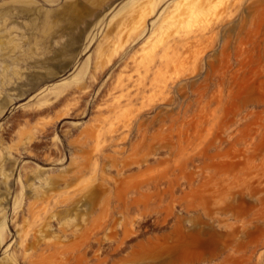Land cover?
Listing matches in <instances>:
<instances>
[{
  "label": "rangeland",
  "instance_id": "374dc122",
  "mask_svg": "<svg viewBox=\"0 0 264 264\" xmlns=\"http://www.w3.org/2000/svg\"><path fill=\"white\" fill-rule=\"evenodd\" d=\"M150 1L0 0V264H264V0Z\"/></svg>",
  "mask_w": 264,
  "mask_h": 264
},
{
  "label": "bare ground",
  "instance_id": "6f19581e",
  "mask_svg": "<svg viewBox=\"0 0 264 264\" xmlns=\"http://www.w3.org/2000/svg\"><path fill=\"white\" fill-rule=\"evenodd\" d=\"M157 2L155 0H151L148 3V8L147 10L145 9H141L140 14H139V22H141V24L144 22V19L154 11V8L156 6ZM195 9V10H194ZM187 13L189 14V16H194L197 14H202V9L197 8L195 5L190 4L186 5V12L185 15H187ZM189 24V23H188ZM67 88H69V86H66ZM85 88V86H78V87H74L70 93L73 92H80L81 89ZM69 90L67 89V92L61 96L58 97L59 95H55V102L52 103L51 105L46 106L43 109L40 110H35V111H31V113L37 114V113H41L44 111H49L51 108H53L54 106H58L60 105L63 100L67 99V97L70 95V93L68 92ZM61 92V91H59ZM20 95H16L15 98H18ZM6 139H8V130L6 129H1L0 130V176H2L3 178H8L9 175L6 173L7 171H11V168L13 169L16 165V161L19 159L18 156L21 155H26L27 156V151H23V152H19L17 155L18 156H14L13 153L11 152V148L6 147ZM22 172V170H21ZM20 174V173H19ZM56 177V176H55ZM38 178V174H35L34 176H29L27 173L24 174V176L22 178L19 177V182H20V186L21 189H25L27 188L26 186H32L33 184H35V182H38V187L39 188H44V189H49L48 186L46 185H53L54 183H57L56 180L55 182L52 180L51 177H46V179H43L42 181L40 180H36ZM49 180H48V179ZM31 179L34 180V183L31 182ZM86 190V186L82 188V191L85 192ZM17 200V199H15ZM3 230H4V223L3 220L0 221V247L3 246L4 241L6 240V237L3 235ZM18 244V243H17Z\"/></svg>",
  "mask_w": 264,
  "mask_h": 264
}]
</instances>
